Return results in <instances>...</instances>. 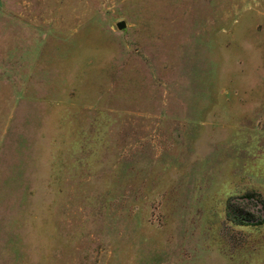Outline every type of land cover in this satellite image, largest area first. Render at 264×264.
<instances>
[{
  "label": "rangeland",
  "instance_id": "1",
  "mask_svg": "<svg viewBox=\"0 0 264 264\" xmlns=\"http://www.w3.org/2000/svg\"><path fill=\"white\" fill-rule=\"evenodd\" d=\"M243 195L264 0H0V264H264Z\"/></svg>",
  "mask_w": 264,
  "mask_h": 264
},
{
  "label": "built area",
  "instance_id": "2",
  "mask_svg": "<svg viewBox=\"0 0 264 264\" xmlns=\"http://www.w3.org/2000/svg\"><path fill=\"white\" fill-rule=\"evenodd\" d=\"M230 210L236 211L234 214L241 217L250 226L264 223V206L262 202L254 196H239L229 200ZM231 218V217H230Z\"/></svg>",
  "mask_w": 264,
  "mask_h": 264
},
{
  "label": "trees",
  "instance_id": "3",
  "mask_svg": "<svg viewBox=\"0 0 264 264\" xmlns=\"http://www.w3.org/2000/svg\"><path fill=\"white\" fill-rule=\"evenodd\" d=\"M243 196H253V195H243ZM255 197V196H254ZM229 200L227 202V206H226V215L227 217H231L230 222L236 225H240V226H250V224H247L244 219L241 217V214L239 212V216H236L234 213L236 211L234 210H230L229 208ZM262 225V223L258 224V225H254V226H259Z\"/></svg>",
  "mask_w": 264,
  "mask_h": 264
},
{
  "label": "water",
  "instance_id": "4",
  "mask_svg": "<svg viewBox=\"0 0 264 264\" xmlns=\"http://www.w3.org/2000/svg\"><path fill=\"white\" fill-rule=\"evenodd\" d=\"M116 28L119 31H125L126 29V23L124 21H120L116 24Z\"/></svg>",
  "mask_w": 264,
  "mask_h": 264
}]
</instances>
